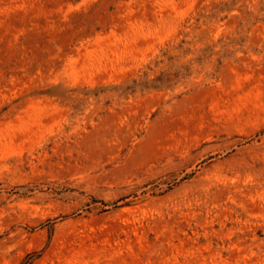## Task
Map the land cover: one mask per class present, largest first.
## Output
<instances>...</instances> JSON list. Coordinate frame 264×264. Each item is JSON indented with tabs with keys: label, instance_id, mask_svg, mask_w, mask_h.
I'll return each instance as SVG.
<instances>
[{
	"label": "rangeland",
	"instance_id": "374dc122",
	"mask_svg": "<svg viewBox=\"0 0 264 264\" xmlns=\"http://www.w3.org/2000/svg\"><path fill=\"white\" fill-rule=\"evenodd\" d=\"M0 264H264V0H0Z\"/></svg>",
	"mask_w": 264,
	"mask_h": 264
}]
</instances>
